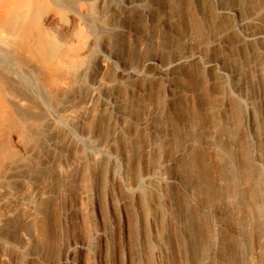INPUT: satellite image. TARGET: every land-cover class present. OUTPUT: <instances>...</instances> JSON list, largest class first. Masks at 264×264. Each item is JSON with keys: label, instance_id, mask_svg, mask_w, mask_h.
I'll list each match as a JSON object with an SVG mask.
<instances>
[{"label": "rangeland", "instance_id": "rangeland-1", "mask_svg": "<svg viewBox=\"0 0 264 264\" xmlns=\"http://www.w3.org/2000/svg\"><path fill=\"white\" fill-rule=\"evenodd\" d=\"M97 16L34 174L51 226L2 220L0 264H264V0Z\"/></svg>", "mask_w": 264, "mask_h": 264}, {"label": "bare ground", "instance_id": "bare-ground-1", "mask_svg": "<svg viewBox=\"0 0 264 264\" xmlns=\"http://www.w3.org/2000/svg\"><path fill=\"white\" fill-rule=\"evenodd\" d=\"M99 6L100 0H0V202L10 203L0 222L23 217L30 230L51 226L35 197L34 174L42 140L50 141L53 108L92 49ZM6 243L28 241L0 235Z\"/></svg>", "mask_w": 264, "mask_h": 264}]
</instances>
